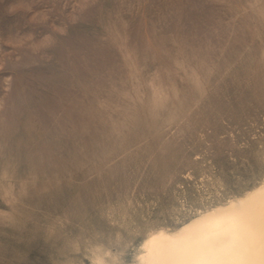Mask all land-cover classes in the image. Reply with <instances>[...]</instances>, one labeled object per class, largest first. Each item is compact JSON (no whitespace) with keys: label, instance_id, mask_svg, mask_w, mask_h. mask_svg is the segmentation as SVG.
Instances as JSON below:
<instances>
[{"label":"rangeland","instance_id":"rangeland-1","mask_svg":"<svg viewBox=\"0 0 264 264\" xmlns=\"http://www.w3.org/2000/svg\"><path fill=\"white\" fill-rule=\"evenodd\" d=\"M264 181V0H0V264H136Z\"/></svg>","mask_w":264,"mask_h":264},{"label":"bare ground","instance_id":"bare-ground-1","mask_svg":"<svg viewBox=\"0 0 264 264\" xmlns=\"http://www.w3.org/2000/svg\"><path fill=\"white\" fill-rule=\"evenodd\" d=\"M136 264H264V181L174 231L151 233Z\"/></svg>","mask_w":264,"mask_h":264}]
</instances>
